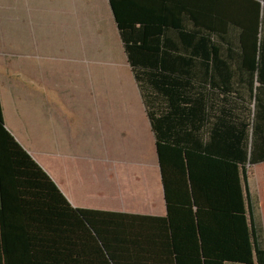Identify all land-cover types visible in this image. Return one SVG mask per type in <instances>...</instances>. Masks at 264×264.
I'll return each instance as SVG.
<instances>
[{
	"label": "rangeland",
	"instance_id": "rangeland-1",
	"mask_svg": "<svg viewBox=\"0 0 264 264\" xmlns=\"http://www.w3.org/2000/svg\"><path fill=\"white\" fill-rule=\"evenodd\" d=\"M34 2L0 0V264H113L91 232V211L74 209L62 181L73 183L68 168L80 152L124 155L86 145L81 123L113 113L129 131L141 110L158 141L181 138L144 39L154 0ZM230 33L212 39L229 44Z\"/></svg>",
	"mask_w": 264,
	"mask_h": 264
},
{
	"label": "crops",
	"instance_id": "crops-1",
	"mask_svg": "<svg viewBox=\"0 0 264 264\" xmlns=\"http://www.w3.org/2000/svg\"><path fill=\"white\" fill-rule=\"evenodd\" d=\"M35 3L31 0V7ZM199 4L204 28L222 35L234 31L236 40L227 45L246 43L256 22L261 41L263 0H199ZM38 16L41 22L48 19L41 9ZM219 72L222 77L212 84L200 136L209 153L239 162V177L250 197L257 233L264 238V161L250 160L255 128L258 141L264 143V82L259 80L258 69L236 67L233 62ZM112 114L102 121L97 117L101 122L92 125L81 123L79 137L101 151L111 144V150L114 146L115 152L124 155L80 152L78 164L84 162L83 166L68 168L73 183L62 181L66 197L77 212L91 211V232L104 244L113 264L124 260L175 264L179 254L201 255L196 218L200 208L194 203L190 180L203 155L187 149L180 116L176 114L181 138L166 135L158 141L145 111H134V123L140 124L130 126L129 131H120Z\"/></svg>",
	"mask_w": 264,
	"mask_h": 264
},
{
	"label": "trees",
	"instance_id": "trees-1",
	"mask_svg": "<svg viewBox=\"0 0 264 264\" xmlns=\"http://www.w3.org/2000/svg\"><path fill=\"white\" fill-rule=\"evenodd\" d=\"M152 7L155 22L144 38L151 66L160 63L156 69L169 91L165 95L170 108L184 124L187 149L203 155L190 180L194 203L200 208L196 218L201 255L179 254L175 264H264V238L257 233L250 197L239 177V162L212 155L200 136L206 124L205 107L213 95L211 87L222 77L221 68L233 62L236 67L258 69L259 80L264 82V31L260 41L256 22L246 43L229 46L213 40L212 30L200 24L199 0H154ZM257 133L255 128L252 163L264 161V143L260 144Z\"/></svg>",
	"mask_w": 264,
	"mask_h": 264
}]
</instances>
